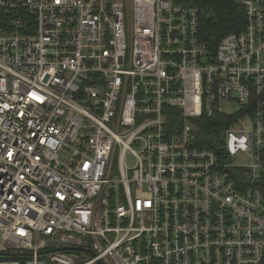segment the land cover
Wrapping results in <instances>:
<instances>
[{
  "label": "built area",
  "instance_id": "2783aa9c",
  "mask_svg": "<svg viewBox=\"0 0 264 264\" xmlns=\"http://www.w3.org/2000/svg\"><path fill=\"white\" fill-rule=\"evenodd\" d=\"M238 2L213 49L176 0H0V264H264V0Z\"/></svg>",
  "mask_w": 264,
  "mask_h": 264
},
{
  "label": "trees",
  "instance_id": "16d2710c",
  "mask_svg": "<svg viewBox=\"0 0 264 264\" xmlns=\"http://www.w3.org/2000/svg\"><path fill=\"white\" fill-rule=\"evenodd\" d=\"M176 2L198 7L200 11V38L215 49L226 34L241 30L246 22V12L238 0H176ZM242 111L233 114L219 113L213 117H202L198 136L207 148L219 153L225 147V130L236 122Z\"/></svg>",
  "mask_w": 264,
  "mask_h": 264
},
{
  "label": "rangeland",
  "instance_id": "374dc122",
  "mask_svg": "<svg viewBox=\"0 0 264 264\" xmlns=\"http://www.w3.org/2000/svg\"><path fill=\"white\" fill-rule=\"evenodd\" d=\"M221 108L223 111H225L226 113H233L235 112L236 110L239 109V106L237 105V103H234V102H222L220 104ZM249 123L248 122H243L242 123V127L243 128H247L249 127ZM70 156H71V152L68 151L67 149L61 151V161L62 162H68L69 159H70ZM236 161L237 162H249V158H247L245 155H242V154H239L237 157H236Z\"/></svg>",
  "mask_w": 264,
  "mask_h": 264
}]
</instances>
